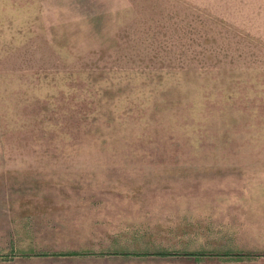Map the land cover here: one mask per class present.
Returning <instances> with one entry per match:
<instances>
[{"label": "rangeland", "instance_id": "1", "mask_svg": "<svg viewBox=\"0 0 264 264\" xmlns=\"http://www.w3.org/2000/svg\"><path fill=\"white\" fill-rule=\"evenodd\" d=\"M0 264H264V0H0Z\"/></svg>", "mask_w": 264, "mask_h": 264}, {"label": "trees", "instance_id": "2", "mask_svg": "<svg viewBox=\"0 0 264 264\" xmlns=\"http://www.w3.org/2000/svg\"><path fill=\"white\" fill-rule=\"evenodd\" d=\"M59 254H65V253H59ZM68 254V253H67ZM70 254H76V253H70ZM160 254H162V255H167L168 253H166V252H161Z\"/></svg>", "mask_w": 264, "mask_h": 264}]
</instances>
